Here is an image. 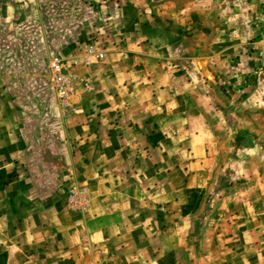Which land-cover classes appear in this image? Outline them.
Segmentation results:
<instances>
[{"label": "crops", "instance_id": "1", "mask_svg": "<svg viewBox=\"0 0 264 264\" xmlns=\"http://www.w3.org/2000/svg\"><path fill=\"white\" fill-rule=\"evenodd\" d=\"M124 3L138 17L137 31H90L103 53L90 62L85 42L74 45L80 56L73 68L88 76L90 88L75 86L53 141L58 162H67L60 175L86 186L89 205L77 211L65 198H35L32 189H19L15 169L0 188L10 199L11 228V251L0 264H264V160L257 161L256 146L240 148L234 188H215L228 163L220 161L209 118L220 115L212 103L218 97L208 91L213 60L203 55L205 23L189 11L179 18L170 1ZM148 14L171 30L142 31L151 25ZM227 48L214 45L216 53ZM18 128L17 113L0 94V165L7 175L22 161ZM244 158L249 165L240 171Z\"/></svg>", "mask_w": 264, "mask_h": 264}, {"label": "rangeland", "instance_id": "2", "mask_svg": "<svg viewBox=\"0 0 264 264\" xmlns=\"http://www.w3.org/2000/svg\"><path fill=\"white\" fill-rule=\"evenodd\" d=\"M166 1L174 3L179 18L190 17L188 11L201 17L202 21L194 19L204 22V31H208L203 48L204 58L213 60L208 91L218 97L212 103L220 115L209 118L217 128L214 138L223 149L219 151L220 161L222 158L228 163L226 168L223 164L215 188H234L231 173L236 171L234 163L242 146H256L257 161L264 160V0H148V5ZM103 5L101 0H0V94L19 117L17 137L22 150V161L13 165L8 175L0 165V188L8 187L14 170L19 168V189H32L35 198H65L67 206L77 211L89 205L86 186L70 173L60 175L61 165L65 167L67 162H58L53 141L63 129L62 114L72 107L75 86L90 88L88 76L73 68L80 56L74 55V45L85 42L87 51L91 48L95 55L101 52V46L91 43L90 31H137L133 21L138 17L130 4L109 0ZM149 18L148 14L145 22L151 25L142 26V31L171 30H163ZM174 21L179 25L182 19ZM82 32L89 38L81 39ZM216 43H227L228 48L216 53ZM53 58L60 59L73 85L71 104L64 109H58L50 81ZM247 164L244 158L240 171ZM74 187L85 188L87 201L82 206L70 202ZM9 200L0 196V258L11 251L5 243L11 236L6 206Z\"/></svg>", "mask_w": 264, "mask_h": 264}, {"label": "built area", "instance_id": "3", "mask_svg": "<svg viewBox=\"0 0 264 264\" xmlns=\"http://www.w3.org/2000/svg\"><path fill=\"white\" fill-rule=\"evenodd\" d=\"M91 48L87 51L85 56V61L90 62L91 60ZM95 56L102 59L103 53L97 52ZM51 75L50 81L53 88V94L56 99V105L58 109L67 108L71 104V98L73 96V85L70 77L65 73L62 65L60 64V59L53 58L51 61ZM87 199L85 196V188L74 187L71 189L70 202L74 206H82L86 203Z\"/></svg>", "mask_w": 264, "mask_h": 264}]
</instances>
